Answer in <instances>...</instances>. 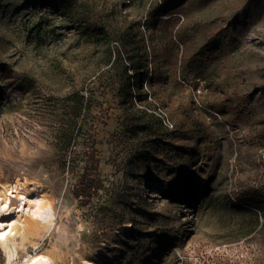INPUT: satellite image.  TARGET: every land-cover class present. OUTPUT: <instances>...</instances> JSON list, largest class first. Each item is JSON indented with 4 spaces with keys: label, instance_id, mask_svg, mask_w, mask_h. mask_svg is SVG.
<instances>
[{
    "label": "rangeland",
    "instance_id": "obj_1",
    "mask_svg": "<svg viewBox=\"0 0 264 264\" xmlns=\"http://www.w3.org/2000/svg\"><path fill=\"white\" fill-rule=\"evenodd\" d=\"M25 174L71 210L63 251L264 264V0H0V185Z\"/></svg>",
    "mask_w": 264,
    "mask_h": 264
},
{
    "label": "bare ground",
    "instance_id": "obj_2",
    "mask_svg": "<svg viewBox=\"0 0 264 264\" xmlns=\"http://www.w3.org/2000/svg\"><path fill=\"white\" fill-rule=\"evenodd\" d=\"M68 209L59 214L56 199L47 195L37 178L26 174L13 183L0 185V251L3 264H76V257L83 264H98L92 257L79 254L75 249L63 251L60 244L68 245L70 236L62 218L69 216ZM10 222V223H9ZM84 225H78V231ZM56 234L50 247L35 255L46 235Z\"/></svg>",
    "mask_w": 264,
    "mask_h": 264
},
{
    "label": "trees",
    "instance_id": "obj_3",
    "mask_svg": "<svg viewBox=\"0 0 264 264\" xmlns=\"http://www.w3.org/2000/svg\"><path fill=\"white\" fill-rule=\"evenodd\" d=\"M113 53L114 52H112V49H109V61L112 60V54ZM119 58L120 57H116L113 60L111 65L113 66ZM143 68H145V67L142 66L139 63V61H137V60H131V62L129 63V69L133 70L134 72L132 74L133 76H131L128 72H126L125 82L121 84V87L119 89V91L122 92L125 96V98H122V102L126 101V104H128L130 99L132 100V96L137 95L136 88H139V86L142 84V82L145 80V78L147 77V74H148L147 73V70H148L147 67L145 69H143ZM141 69L146 70V73H144L143 75H140L139 71ZM98 78L99 77H96L95 80H97ZM81 110H82V104H80V108H79L80 112H81ZM151 129H153L152 124L149 121H144V120L140 119L138 116H131L130 123H129V125H127V130L129 131L130 135H138L140 133L146 134V133L150 132ZM84 186H85L84 190L76 193L77 197L83 196V194H87V193H89L88 196L90 197L93 194L92 192H96L97 190H99L103 187L102 180L100 178L89 179L87 181V184ZM163 192H164V190L162 191V193ZM255 219H256L255 225L258 226L259 219H258V215L256 213H255ZM251 232H252V230L249 229L243 233V236H247V235L251 234Z\"/></svg>",
    "mask_w": 264,
    "mask_h": 264
},
{
    "label": "snow or ice",
    "instance_id": "obj_4",
    "mask_svg": "<svg viewBox=\"0 0 264 264\" xmlns=\"http://www.w3.org/2000/svg\"><path fill=\"white\" fill-rule=\"evenodd\" d=\"M4 222L3 221H0V225H2ZM10 223V222H9Z\"/></svg>",
    "mask_w": 264,
    "mask_h": 264
}]
</instances>
